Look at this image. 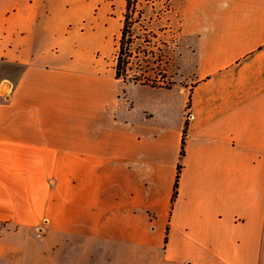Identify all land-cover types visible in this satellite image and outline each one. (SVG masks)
<instances>
[{
    "label": "crops",
    "instance_id": "crops-1",
    "mask_svg": "<svg viewBox=\"0 0 264 264\" xmlns=\"http://www.w3.org/2000/svg\"><path fill=\"white\" fill-rule=\"evenodd\" d=\"M79 1L0 0V241L71 229L73 264H264V0H170L190 47L169 87L116 79L84 47L113 0Z\"/></svg>",
    "mask_w": 264,
    "mask_h": 264
},
{
    "label": "rangeland",
    "instance_id": "rangeland-1",
    "mask_svg": "<svg viewBox=\"0 0 264 264\" xmlns=\"http://www.w3.org/2000/svg\"><path fill=\"white\" fill-rule=\"evenodd\" d=\"M173 0L172 3H176ZM80 0L73 6V14L79 17L84 16ZM135 7V13H130L131 32L133 35V51L138 47L141 53L138 54V63L142 71L149 61V69L143 72L146 77L157 82H163L170 86L177 79L183 77L184 73L178 71L181 65H186L189 58V40L180 33V18L173 12L170 0H131ZM123 0H113V16L115 19L110 23L109 31L103 36L93 39V33L85 24L84 47L86 50H95L98 59L105 58L106 65H115L116 44L120 35V28L123 21L125 5ZM121 10V14H120ZM72 29L79 30L80 22L72 21ZM97 35V34H96ZM103 37H106L103 39ZM116 37V38H113ZM150 51L145 55L142 51ZM136 62L135 58H132ZM129 74H133L130 71ZM134 96L142 95L139 89L132 91ZM179 110L172 109L168 118L177 121ZM5 227L0 226V232ZM28 237L24 232L17 235H6L0 241V264H73L77 259V243H80L78 235L71 229L53 231L45 238H40L39 231L32 232ZM60 244L59 247H56ZM96 251L104 254V242L97 243ZM92 246H88L90 249Z\"/></svg>",
    "mask_w": 264,
    "mask_h": 264
},
{
    "label": "trees",
    "instance_id": "trees-1",
    "mask_svg": "<svg viewBox=\"0 0 264 264\" xmlns=\"http://www.w3.org/2000/svg\"><path fill=\"white\" fill-rule=\"evenodd\" d=\"M132 5L133 3L131 2V0H125V11L123 13L122 26L120 28V35L116 44V55H115V65H114L115 78L120 79L123 82H130L134 84L149 85L153 87L154 86L169 87L165 85L163 82L161 83L157 82L158 80H153V82H151V79L145 76L144 73L147 72L149 69L152 71V68H149V61L146 62L147 65L144 71H142L141 64L138 63L139 60L138 54L141 53V50L138 47H136L135 51H133L132 49L134 46L133 44L134 42L132 40L133 35L131 32V26L133 23L130 20L131 19L130 13H135L136 11L135 7ZM142 52L145 55L151 53L150 51H146V50ZM132 58H135L136 62H133ZM130 71H133V74H129ZM187 107H189V103ZM189 116L190 114L189 112H187L185 127L187 126V120ZM185 135H186V130L184 129L183 138L181 142L180 158H182L184 155ZM180 171H181V165L179 164L177 166V173L173 184L171 203H173L177 197Z\"/></svg>",
    "mask_w": 264,
    "mask_h": 264
}]
</instances>
